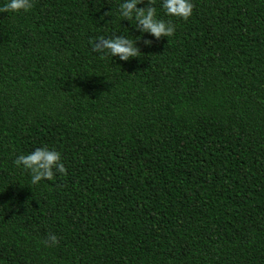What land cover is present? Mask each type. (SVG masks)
I'll return each mask as SVG.
<instances>
[{"label":"trees","instance_id":"obj_1","mask_svg":"<svg viewBox=\"0 0 264 264\" xmlns=\"http://www.w3.org/2000/svg\"><path fill=\"white\" fill-rule=\"evenodd\" d=\"M124 2L0 13V264H264V0H155L160 41ZM122 35L139 57L94 51ZM45 146L67 175L33 185Z\"/></svg>","mask_w":264,"mask_h":264},{"label":"clouds","instance_id":"obj_2","mask_svg":"<svg viewBox=\"0 0 264 264\" xmlns=\"http://www.w3.org/2000/svg\"><path fill=\"white\" fill-rule=\"evenodd\" d=\"M145 0H126L119 6V14L126 20H135L134 26L141 33H148L155 37L157 41L162 38H169L175 34V25L171 22L157 19L155 0H147V7H138ZM33 0H9L2 8L0 13L21 11L28 12L33 8ZM163 8L167 15L175 16L187 21L193 14L194 5L191 0H163ZM147 46H152V40H144ZM94 51L103 55L119 57L120 60L129 61L139 57L141 50L132 40L122 36L112 38L99 37L94 42ZM17 167H22L31 174V183L39 184L42 180L54 179L56 173L67 175V169L61 159V153L50 150L48 147L36 148L27 155L18 156L15 161ZM46 246H53L59 243V238L49 233L48 238L43 241Z\"/></svg>","mask_w":264,"mask_h":264}]
</instances>
